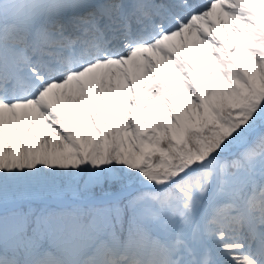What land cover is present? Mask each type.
<instances>
[{"label": "snow or ice", "instance_id": "snow-or-ice-1", "mask_svg": "<svg viewBox=\"0 0 264 264\" xmlns=\"http://www.w3.org/2000/svg\"><path fill=\"white\" fill-rule=\"evenodd\" d=\"M0 264H264V0H0Z\"/></svg>", "mask_w": 264, "mask_h": 264}, {"label": "trees", "instance_id": "trees-1", "mask_svg": "<svg viewBox=\"0 0 264 264\" xmlns=\"http://www.w3.org/2000/svg\"><path fill=\"white\" fill-rule=\"evenodd\" d=\"M45 246H46V247L49 246V241L45 240Z\"/></svg>", "mask_w": 264, "mask_h": 264}]
</instances>
